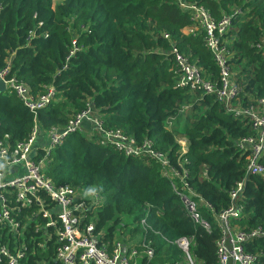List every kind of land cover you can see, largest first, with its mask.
<instances>
[{
	"label": "trees",
	"instance_id": "trees-1",
	"mask_svg": "<svg viewBox=\"0 0 264 264\" xmlns=\"http://www.w3.org/2000/svg\"><path fill=\"white\" fill-rule=\"evenodd\" d=\"M184 1L201 5L214 19L229 16L221 37L225 64L239 89L238 103L257 110L264 97V0ZM192 24L176 0H0V67L7 65L8 76L33 94L54 88L53 98L35 115L37 144L43 143L45 129L63 128L89 104L104 126L137 143L149 140L173 166L183 159L193 198L200 201L197 210L210 223L208 232L185 216L156 159L124 156L101 145L87 122L46 156L44 171L53 183L98 195L97 205L86 211L100 233L98 242H113L117 232L125 246L147 243L152 254L142 255L139 264H187L179 239L187 241L192 264H217L213 214L230 204L241 209L233 226L264 229V179L246 171V152L236 145L253 134L247 119L225 112L213 94L178 83L171 44L203 78H218L203 32L185 31ZM32 119L13 93L0 92V135L7 134L9 143L26 136ZM259 160L264 163V155ZM238 182L230 199L228 191ZM243 247L254 254L253 264H264L263 236Z\"/></svg>",
	"mask_w": 264,
	"mask_h": 264
},
{
	"label": "built area",
	"instance_id": "built-area-1",
	"mask_svg": "<svg viewBox=\"0 0 264 264\" xmlns=\"http://www.w3.org/2000/svg\"><path fill=\"white\" fill-rule=\"evenodd\" d=\"M176 2L189 12L193 23L185 31L199 29L203 32L204 46L218 68L217 81L203 78L199 68L171 44L169 53L178 74V83L189 90L213 94L225 112L247 119L253 134L239 138L236 145L246 152V171L264 179V163L259 160L264 149V97L258 99L257 110L253 105L238 103L239 89L230 80L225 64L228 52L221 38L229 25V16L214 19L201 5L184 0ZM162 36L168 37L167 33ZM0 80L3 91L13 93L33 116V123L23 139L9 143L7 134L0 135V264H136L137 256H151L152 250L143 240L129 247L118 240L98 242L100 233L94 232V223L86 213L97 205L98 195L92 189L80 192L67 184H55L45 174L49 150L60 145L68 134L80 130L82 122L92 125L101 145H109L124 156L144 154L156 159L163 167V174L185 216L205 232L210 230L209 221L197 210L200 201L193 198L183 159L173 166L149 140L137 143L120 129L104 126L89 104L70 118L63 128L51 126L45 129L43 143L37 144L35 140L40 129L35 123V115L53 98L54 88L48 85L44 91L33 94L23 82L8 76L7 65L0 67ZM177 143L182 154L185 151L184 138L177 139ZM38 150L43 153L38 155ZM240 185L238 182L228 191L230 199L234 198ZM240 210L239 206L230 204L213 214V223L219 232L215 241L217 264L254 263V254L245 251L243 243L253 237H264V229L245 230L233 226L231 220L240 215ZM47 242L51 246L50 254H47ZM177 244L184 251L188 264H192L186 252L187 241L179 239ZM35 254L40 258H31Z\"/></svg>",
	"mask_w": 264,
	"mask_h": 264
},
{
	"label": "rangeland",
	"instance_id": "rangeland-1",
	"mask_svg": "<svg viewBox=\"0 0 264 264\" xmlns=\"http://www.w3.org/2000/svg\"><path fill=\"white\" fill-rule=\"evenodd\" d=\"M178 137V136H177ZM181 138V137H180ZM179 139V138H178ZM262 155H264V149L262 150V152H261V156ZM129 225H133L132 223L131 224H129ZM113 237H114V240H120L121 239V237L118 235V233L117 232H114V234H113ZM135 262H136V264H139V262H140V256H137L136 258H135ZM186 263L188 264V261L186 260Z\"/></svg>",
	"mask_w": 264,
	"mask_h": 264
},
{
	"label": "water",
	"instance_id": "water-1",
	"mask_svg": "<svg viewBox=\"0 0 264 264\" xmlns=\"http://www.w3.org/2000/svg\"><path fill=\"white\" fill-rule=\"evenodd\" d=\"M3 90H4L3 83H2V81L0 80V92H2Z\"/></svg>",
	"mask_w": 264,
	"mask_h": 264
}]
</instances>
